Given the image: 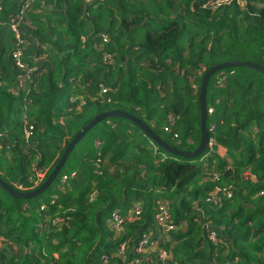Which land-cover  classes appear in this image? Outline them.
<instances>
[{
	"label": "trees",
	"instance_id": "1",
	"mask_svg": "<svg viewBox=\"0 0 264 264\" xmlns=\"http://www.w3.org/2000/svg\"><path fill=\"white\" fill-rule=\"evenodd\" d=\"M228 60L264 67V0H0V178L37 188L73 136L111 110L196 149L203 74ZM206 110L211 145L199 156L109 117L41 194L0 186V264H264V73L215 72ZM159 203L174 225L165 235ZM145 232L168 258L136 252Z\"/></svg>",
	"mask_w": 264,
	"mask_h": 264
},
{
	"label": "water",
	"instance_id": "2",
	"mask_svg": "<svg viewBox=\"0 0 264 264\" xmlns=\"http://www.w3.org/2000/svg\"><path fill=\"white\" fill-rule=\"evenodd\" d=\"M249 67L251 69L260 71L264 73V67L261 65H258L256 63H252L249 61L244 60H228L224 61L222 63L215 64L211 66L209 69H207L202 77L200 89H199V97H198V105H199V112H200V139L199 144L196 149L192 151H182L178 150L172 146H170L168 143H166L164 140H162L158 135H156L143 121L138 119L137 117L133 116L132 114H129L127 112L121 111V110H111V111H105L102 113L97 114L94 116L87 124L83 126V128L77 132L73 138L69 141V143L66 145V148L59 158L58 162L48 175V177L35 189L31 191L26 192H20L18 190L13 189L11 186H9L6 182H4L0 178V186L12 194L15 197L18 198H33L42 192H44L55 180L57 175L59 174L62 166L64 165L65 161L69 157L71 151L74 149L76 144L85 136V134L98 122H100L103 119L109 118V117H122L127 120H130L135 125H137L144 133L145 135L155 144H157L159 147L163 148L167 152L176 155V156H184V157H196L201 155L209 142V134L206 129V116H207V110H206V87L208 84V80L211 75H213L215 72L223 70L228 67Z\"/></svg>",
	"mask_w": 264,
	"mask_h": 264
},
{
	"label": "built area",
	"instance_id": "3",
	"mask_svg": "<svg viewBox=\"0 0 264 264\" xmlns=\"http://www.w3.org/2000/svg\"><path fill=\"white\" fill-rule=\"evenodd\" d=\"M87 2H89V0H87ZM12 28H13V30H16V25L13 24ZM13 57L16 60V64L18 66H21V63L18 59V52L17 51H15L13 53ZM30 72H31V69H28L26 71V77L27 78L29 77ZM211 110L212 109L210 108L209 112H211ZM29 133H30V131L27 132V134H29ZM208 145H211L210 140L208 142ZM215 192L216 193L219 192V189L217 188L215 190ZM140 211H141V206H135L133 208L134 214H137ZM155 222L158 225V227L160 228L161 234H163V235H165L169 230L174 229V225L172 224V221L170 219V210L165 203H159L157 213L155 215ZM109 224H110V227L116 231H120L122 229V226H121L122 220L119 217V215L117 214V212L112 213V215L110 217ZM208 238L214 243L217 241L216 233L212 230H208ZM123 250H124V245H122V247H121V252H123ZM135 250L138 254H141V255H146V254H149L151 252L156 251L159 254V258L162 260L169 257V254L166 251L160 249L157 246V241L154 239V236L151 234V232H145L140 236ZM136 261L139 262V260H136Z\"/></svg>",
	"mask_w": 264,
	"mask_h": 264
},
{
	"label": "rangeland",
	"instance_id": "4",
	"mask_svg": "<svg viewBox=\"0 0 264 264\" xmlns=\"http://www.w3.org/2000/svg\"><path fill=\"white\" fill-rule=\"evenodd\" d=\"M44 175V172H40V178H42Z\"/></svg>",
	"mask_w": 264,
	"mask_h": 264
}]
</instances>
